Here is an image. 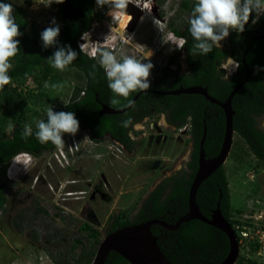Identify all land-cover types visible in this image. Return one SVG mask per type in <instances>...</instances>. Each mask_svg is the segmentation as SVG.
<instances>
[{
  "label": "rangeland",
  "instance_id": "374dc122",
  "mask_svg": "<svg viewBox=\"0 0 264 264\" xmlns=\"http://www.w3.org/2000/svg\"><path fill=\"white\" fill-rule=\"evenodd\" d=\"M9 1L25 9L33 25L49 27L53 18L58 22L54 6L44 5L47 0ZM182 1L157 0L153 4L150 0V15L129 4L124 15L130 20L125 25L124 18L114 21L108 14L109 7H99L95 0L94 11L98 15L87 32L90 38L88 35L85 40L80 38L79 47L86 42L83 50L89 54L91 47L97 46L93 42L103 43L111 32L118 40L112 46L118 59L123 53L151 63L154 66L149 78L151 87L164 80L169 82L185 70L183 50L178 48L177 39L171 38V28L182 30L188 20V15L181 11ZM253 19L245 28L257 26ZM132 20H135L133 28L128 30ZM228 37L221 47L226 45ZM235 65L231 60L225 62L223 69L228 77L236 72ZM54 80L60 87L46 89L51 104L41 103L45 108L54 107L57 102L65 104L73 88L82 85L81 74L76 69L58 71ZM35 86L29 81L27 90ZM28 104L31 108L37 106L32 99ZM14 109L21 113L23 107ZM27 111L26 115L36 120L33 111ZM6 112L11 113V121L13 113ZM154 119L149 121L150 125ZM259 123L264 129V118ZM150 125L143 123L141 129L137 126L133 138H142L143 144L133 151H123L110 138L100 143L93 141L87 130L79 129L75 136L64 134L63 147L55 146L35 156L33 164L25 167L20 158L11 171L15 170L14 181L7 178L11 161L2 165L0 183L6 185L7 201L0 211V264H87L95 257L109 235L112 218L125 214L129 220L136 219L150 193L165 179L182 172L188 161L192 148L188 124L182 129L164 125L162 135L154 132L149 135ZM225 168L232 207L243 211L242 215L264 212V166L249 154L237 135ZM85 224L100 232L97 240L83 229Z\"/></svg>",
  "mask_w": 264,
  "mask_h": 264
},
{
  "label": "trees",
  "instance_id": "16d2710c",
  "mask_svg": "<svg viewBox=\"0 0 264 264\" xmlns=\"http://www.w3.org/2000/svg\"><path fill=\"white\" fill-rule=\"evenodd\" d=\"M0 3L11 2L0 0ZM194 3L195 0H183L181 3V11L187 14L188 18ZM94 4L95 0H65L62 4H52L57 11V24L60 26L57 46L70 45L77 52V59L68 66V69H76L82 77V85L73 88L65 104L58 105L57 102L56 106L53 105V110L73 112L79 121V129L87 130L93 141L102 142L105 134H108L112 140L130 151L133 149V142L127 134L131 125L124 127L123 121L131 119L130 112L135 105L122 114H101L103 105L115 110L128 108L125 107L128 100L120 98V105L110 104L114 94L107 86L103 67L97 58L90 57L79 47L80 38L89 31L98 15L95 14ZM12 6L13 15L20 25L19 30L22 35L17 37L20 41V50L12 59L13 68L9 73L12 83L0 91V111L2 112L0 114V167L23 152H31L38 156L55 147L51 142L40 143L35 137V131L36 122L47 119V107L41 106V103L49 102L44 84L45 82L49 85L54 84L57 72L60 71L51 67L47 60L56 47H43L40 34L47 26L33 25L28 20L25 9L13 4ZM254 16L255 13L250 20ZM184 27L186 29L184 32L176 27L171 29L177 36L186 39L184 49L187 53L188 73L177 75L173 82L165 80L158 82L156 89L176 91L181 88L201 86L207 88L212 97L225 102L232 90L246 79L247 71L243 64L245 59L250 76L233 99V127L235 135L246 145L249 154L255 157L261 166H264V129L259 123V120L264 118V71L254 72L257 66L264 68V15L258 19L255 28H245L243 33L232 31L224 48H214L207 55L193 56L191 54L190 49L195 41L188 31V20ZM229 57L235 63H239V68L231 77H228L226 70L223 69ZM29 81L36 85L35 89L27 90ZM12 84H15V87H12ZM138 93H131L128 99L133 100ZM146 96L155 97L153 94L144 95ZM29 99L37 105L36 108L29 107ZM151 100L153 103L166 104L171 109V119L173 123L177 122L178 129H182L186 124L189 125L190 141L194 143L193 160L188 166L187 175L173 177L172 186L167 189L169 191H165V188L156 191L148 203L144 204L136 219L129 220L125 214L123 217H113L108 234L127 226L160 219L163 216L168 219L173 218L176 222L186 215L189 211L190 188L199 168V148L204 125L207 126L204 145L207 158H215L222 147L226 116L220 106L212 104L198 94L160 96ZM21 106L23 107L21 113H17L14 108ZM25 108L33 111L36 120L26 115L28 111ZM7 110L13 113L11 121L9 120L11 113H7ZM27 120L31 121L29 125L33 128V135L24 138L22 132ZM9 124L14 127L9 129ZM5 189L6 185L0 183V211L4 209L7 201ZM197 203L201 213L208 219L212 217L217 204L220 203L223 216L232 226L234 225V215L242 214L243 211L232 207L229 177L225 165L200 186ZM83 229L95 240L100 236L99 231L87 224L83 226ZM159 244L167 259L175 264H221L230 252V242L226 234L200 220L184 223L179 229L170 231L166 238L160 239ZM93 259L94 255L87 264H92ZM105 264L130 263L120 254L111 252ZM236 264L257 263L254 260L245 261L239 257Z\"/></svg>",
  "mask_w": 264,
  "mask_h": 264
},
{
  "label": "clouds",
  "instance_id": "9594fccd",
  "mask_svg": "<svg viewBox=\"0 0 264 264\" xmlns=\"http://www.w3.org/2000/svg\"><path fill=\"white\" fill-rule=\"evenodd\" d=\"M22 3L23 0H20ZM65 0H47L44 5L51 6L53 3L62 4ZM99 7L107 5L109 7V15L116 21L121 13H126L129 4H134L141 11L151 14L150 0H96ZM14 9L11 3H0V91L6 85L12 83V77L9 74L13 68L12 59L20 50V41L17 37L21 36L20 25L16 22L13 15ZM255 13V19L252 23H256L261 15H264V0H195L188 18V31L195 41L190 52L193 56L207 55L214 48H220L221 42L225 40L231 31L243 33L245 25L249 23L250 17ZM154 23L156 20L154 19ZM60 35V26L53 18L51 25L45 28L41 34V40L44 48L56 47L54 53L47 58L51 67L64 71L77 59V52L70 45L57 46L58 37ZM85 33L82 39L85 40ZM98 39V37H97ZM117 37L108 34L103 43L93 42L88 54L83 50L85 43L80 45V50L87 53L92 58H97L99 64L104 69L107 78V86L114 94L110 100L112 106L120 105V98L128 100L125 107H133L134 101L128 99L131 93L147 92L151 87L150 74L154 67L151 63H143L135 56L121 53L117 58V53L112 50V46L116 42ZM118 41V40H117ZM121 41L117 42V46ZM231 59V57H229ZM239 68L236 62L235 69ZM264 71V68L257 66L255 73ZM45 88L51 87L56 89L60 85L48 82L44 84ZM47 119H40L36 122V139L42 143L51 142L57 147H63L65 141L64 134L75 136L79 131V121L75 114L71 111H54L49 105L46 109ZM131 123L130 120L123 121V126L127 127ZM14 126L9 124V129ZM33 135V128L29 124H25L22 137L27 138ZM35 154L31 152H23L11 159V171L13 165L19 158H22L23 166L33 164ZM9 161V162H10ZM17 165V164H16ZM9 170L7 178L10 181L16 180L14 174ZM15 172V170L13 171Z\"/></svg>",
  "mask_w": 264,
  "mask_h": 264
},
{
  "label": "water",
  "instance_id": "95a60500",
  "mask_svg": "<svg viewBox=\"0 0 264 264\" xmlns=\"http://www.w3.org/2000/svg\"><path fill=\"white\" fill-rule=\"evenodd\" d=\"M134 21L135 20H132V22L130 23L131 26L128 27V30H132ZM243 64L247 71L246 79L243 83L237 85L232 90L225 102H221L215 99L209 94L207 88L201 86H192L188 88H181L176 91L162 93L167 95H202L207 101L220 106L224 110L226 116V129L220 152L215 158H207L204 149L207 136V126L204 125L203 137L201 139L199 148V168L189 192L188 213L181 217L174 225H170L159 219H154L137 225L127 226L109 234L100 244L92 264H105L111 252L120 254L130 264H175L168 260L164 255V253L158 246L157 238H155L151 233V228L152 226L158 225L167 230L174 231L179 229L182 224L188 223L193 220H200L225 233L230 242V252L227 258L221 264L237 263L240 257L237 236L231 223L223 216L220 208V203L217 204L212 217L208 219L200 211L197 203V193L200 186L218 169L225 165L231 152L235 135L233 127L234 111L232 102L236 94L246 84L250 76L248 65L245 59L243 60ZM139 95L140 93L134 97V102L137 101ZM130 108L131 107H128L124 110H115L103 105L101 114H122Z\"/></svg>",
  "mask_w": 264,
  "mask_h": 264
},
{
  "label": "flooded vegetation",
  "instance_id": "af4514ba",
  "mask_svg": "<svg viewBox=\"0 0 264 264\" xmlns=\"http://www.w3.org/2000/svg\"><path fill=\"white\" fill-rule=\"evenodd\" d=\"M153 1L156 4V1L157 0H151V2H153ZM154 2H153V4H154ZM185 30H186L185 27H183L182 31L184 32ZM221 48H224V47H221ZM182 50H183V60H184V64H185V70L183 71V73L177 74L178 76L188 73V65H187V62H186V59H187V57H186V55H187L186 49H184V47H183ZM229 60L233 61L232 59H228L227 61H229ZM177 75H175L173 77V79H171L170 82L175 81ZM156 85H157V83H156ZM156 85H154L153 87H150V89L147 92H139L140 95H139L137 101L134 103L135 106H134L133 110L130 112V116L129 117H131V119H130V121H131V123H130L131 129L128 131V134H127V136L133 142V149L130 150V151H133V150L137 149V147H139V146H141L143 144V142L141 141V140H143L142 138H140L138 140H136V139L133 138V135L134 134L135 135L137 134V132H136V131H138L137 130V126L143 125V123L144 124L146 123L147 126L150 125L149 124V121H151L152 117H155V119L153 121V124L150 125L151 127H150V131L148 133L149 135L152 132L157 133L158 135H162L164 129H161V128L164 125H168V127L169 128H172V129L177 128V122L176 123H173V121L171 119L172 118L171 109L168 108L166 104L163 105L161 103H156V102L153 103V102H151L152 101L151 99H155V97H160V96L167 97V96H170V95L162 94V93L171 92V91H166V90H162V89H160V90L159 89H156ZM146 94H153V95H155V97L154 98L148 97V96L144 97V95H146ZM161 119H164V121L161 122ZM147 126H146V129H147ZM142 127H144V126H142ZM188 127H189V125H188ZM140 129H141V126H140ZM140 132H141V135H144V137L147 136L146 133L144 134V133H142V131H140ZM106 138H110V136L108 134H105L104 140ZM110 140L113 141L118 146H120L123 149V151H128L129 152V150H127V148L122 147L118 142L112 140L111 138H110ZM98 143H100V142H98ZM191 144H192L191 152H190L188 161L186 162V164L184 166V170L182 172L174 175L175 177L176 176L183 177V176L187 175L186 172H188V166H189V164L193 160L192 159V156H193V152H194V143L191 141ZM173 177H171L169 179H165L162 183H160L150 193L149 197L145 200L144 204L145 203H148L149 199L152 197V195L156 191L162 190L163 188H165V191H169L167 189H169L170 186H172V180L171 179ZM144 204L141 206V208L139 209V212L138 213H140V211H141L142 207L144 206ZM138 215H137V217H138ZM159 220L164 221V222H166V223H168L170 225H174L177 222V221L174 222V219L173 218H169L168 219L166 216H163ZM111 223H113V221ZM169 232H170V230H167V229H165V228H163L161 226H158V225L152 226V228H151V233H152V235L155 238H157V243H158V246L159 247H160V244H159L160 239L163 240V238H166V236L168 235ZM162 235H165V236L162 237Z\"/></svg>",
  "mask_w": 264,
  "mask_h": 264
},
{
  "label": "built area",
  "instance_id": "2783aa9c",
  "mask_svg": "<svg viewBox=\"0 0 264 264\" xmlns=\"http://www.w3.org/2000/svg\"><path fill=\"white\" fill-rule=\"evenodd\" d=\"M171 34V38L177 39L178 48L182 49L186 39L174 32ZM233 220L240 257L245 261L254 260L257 264H264V212L251 211L250 214H239Z\"/></svg>",
  "mask_w": 264,
  "mask_h": 264
},
{
  "label": "bare ground",
  "instance_id": "6f19581e",
  "mask_svg": "<svg viewBox=\"0 0 264 264\" xmlns=\"http://www.w3.org/2000/svg\"><path fill=\"white\" fill-rule=\"evenodd\" d=\"M120 18H121V19L124 18V21H123V22H124L125 25L127 24L126 22H128V21L130 20L129 16H125L124 13H121V14H120L119 19H120ZM124 24H122V26H125ZM19 160H21V159L19 158L18 160H16L15 163H16V164H17V163H20ZM14 166H15V164L13 165V167H14ZM16 166H17V165H16ZM16 166H15V167H16ZM25 167H26V166H25ZM16 169H17V168H16ZM27 169H28V168H27ZM17 170H19V168H18ZM17 170H16V171H17ZM10 171H11V170H10ZM18 172H19V171H18ZM12 173H13V172H12ZM18 174H19V173H18ZM16 177H17V176H16ZM72 195H73V194H69V196H72Z\"/></svg>",
  "mask_w": 264,
  "mask_h": 264
}]
</instances>
